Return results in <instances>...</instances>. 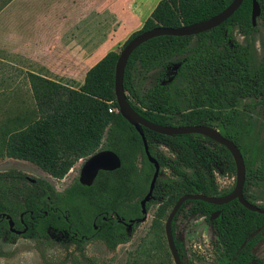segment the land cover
Listing matches in <instances>:
<instances>
[{
	"label": "trees",
	"instance_id": "16d2710c",
	"mask_svg": "<svg viewBox=\"0 0 264 264\" xmlns=\"http://www.w3.org/2000/svg\"><path fill=\"white\" fill-rule=\"evenodd\" d=\"M12 1L0 0V11ZM232 1L160 0L142 28L133 32L125 44L157 26L179 27L208 19ZM257 1L261 7L258 19L264 22V0ZM253 3L244 0L231 17L211 30L189 36L161 35L142 43L129 57L124 86L134 109L152 122L210 125L234 140L247 166L244 195L255 203L251 182L264 180V161L254 166L255 155H248L239 137L230 131L240 99L257 98L264 109V59L253 69L248 46L235 36V28L244 35L258 29L252 21ZM119 54L118 50H110L89 68L78 86L28 72L33 104L21 101L13 109L0 110V157L30 161L57 179L64 178L79 160L98 150H112L121 159L119 168L100 170L91 185L77 179L64 192L45 179L31 184L25 172L18 169L0 171V245L1 241L18 237L6 215H11L19 228H24V220L27 231L23 236L28 238L47 239L53 235L59 236L62 244H73L78 222L79 236L91 228L92 236L111 250L130 240L133 232L121 234L122 224L112 215L126 220L143 215L141 200L150 189L155 165L149 160L141 134L119 111L115 91ZM144 70L157 71V78L141 93L135 74ZM111 107L116 110L110 112ZM144 131L160 165L179 177L158 178L154 198L147 203L148 210L159 204L154 225L162 227L164 218L184 194L226 196L233 192L236 181L226 190L218 182L219 175L237 173L233 155L225 145L201 133L167 135L147 127ZM160 146L176 157L159 150ZM186 168L193 169V173ZM218 210L220 215L211 219ZM181 212L186 217H206L229 254L228 264H264L254 253L264 239V211L250 210L239 199L222 205L200 199L185 201L174 217L173 230L182 261L187 264L184 242L175 232ZM105 215L107 219H103ZM96 216L98 230L93 227ZM77 250L84 252L83 247Z\"/></svg>",
	"mask_w": 264,
	"mask_h": 264
},
{
	"label": "rangeland",
	"instance_id": "374dc122",
	"mask_svg": "<svg viewBox=\"0 0 264 264\" xmlns=\"http://www.w3.org/2000/svg\"><path fill=\"white\" fill-rule=\"evenodd\" d=\"M45 1L13 0V3L10 2L11 5L8 4L9 8L7 5L0 11V103L2 105L0 110L13 109L21 105V101H24L26 105L33 104L30 87L26 84L24 73L26 68L52 75L45 65H40L41 63L37 60L26 57L21 51L23 46L21 33L24 22H29L33 6ZM78 29L82 32L101 30L81 26H78ZM14 31L18 33L13 35ZM78 36L81 37V34ZM235 36L242 44L248 46L251 66L255 69L264 59V22L258 19V29L251 35H244L238 28H235ZM71 37L70 34L64 36L63 41L57 45V52L62 58L56 60L55 63L62 71H65L64 66L68 65L69 61L67 58L76 47V44L71 42ZM17 40L20 43H17ZM125 42L116 46L119 52ZM14 43H17L15 44L18 45L17 48H13ZM90 62L92 63L93 60L87 61V64ZM76 76L79 80L82 77L80 73ZM55 78L77 86L80 84L79 81L74 80V82L64 75L55 74ZM156 78L157 71L137 72L135 79L139 92H145L155 83ZM257 100L254 97L240 99L237 106L238 113L232 120L230 131L239 137L248 155H255L254 166H261L264 161V109L258 105ZM159 150L171 158L176 157L164 146L159 147ZM80 162L59 180L30 161L12 157H0V171L18 169L29 176L44 178L56 188H62L63 184L77 178L80 173ZM186 170L193 173V169L186 168ZM159 179L174 180L179 177L172 169L161 166ZM235 181L236 176H218L222 190L232 187ZM250 192L253 201L264 206V180H253ZM158 207L159 204L152 205L147 219L137 226L130 240L120 244L115 250H109L102 243H92L84 252H80L73 244H62L58 240L59 236L52 235L47 239H35L18 235L14 241H1L0 264H175L165 232V223L169 213L164 218L162 227L154 225L155 211ZM175 232L176 236L184 242L187 264L229 263V254L204 216L186 217L181 212L176 221ZM255 253L264 259V240L255 248Z\"/></svg>",
	"mask_w": 264,
	"mask_h": 264
},
{
	"label": "crops",
	"instance_id": "0c3cea01",
	"mask_svg": "<svg viewBox=\"0 0 264 264\" xmlns=\"http://www.w3.org/2000/svg\"><path fill=\"white\" fill-rule=\"evenodd\" d=\"M159 1L46 0L42 4L34 5L29 22H24L23 25L21 51L26 57L37 60L41 63L40 65H45L52 75L26 68L24 72L26 84L30 87L28 72L43 74L54 80H58L55 78V74L64 75L68 79L79 81L82 84L89 68L110 50H117L118 44L125 42L133 32L142 28ZM78 26L88 29L95 27L101 30L82 32ZM73 31L76 35L73 34ZM17 33L14 31L13 35ZM68 34L72 36L71 42L75 43L76 47L67 58L69 61L68 65L64 66L65 71H62L60 66H56L55 63L56 60L62 58L57 52V45ZM80 34L81 37L78 36ZM18 42L19 40H17ZM17 43L13 44V48L18 47L15 45ZM89 60H93V62L87 64ZM80 68L81 70H79ZM77 73L82 75L80 80L76 76Z\"/></svg>",
	"mask_w": 264,
	"mask_h": 264
},
{
	"label": "water",
	"instance_id": "95a60500",
	"mask_svg": "<svg viewBox=\"0 0 264 264\" xmlns=\"http://www.w3.org/2000/svg\"><path fill=\"white\" fill-rule=\"evenodd\" d=\"M243 1L244 0H233L220 13L199 22H195L188 25H182L179 27L157 26L149 30H145L139 33L138 35H136L135 37H133L124 45V47L120 51L119 58L117 61L115 91L117 96V102L119 105V111L127 120H129L131 124H133L136 127L138 132L141 134L144 141L145 151L149 157V160L155 165V172L151 180L150 189L141 201L143 216L137 220L138 222H143L147 219L149 212V210L147 209V203L153 198L154 189L156 186V182L159 178L160 169H161V165L158 159L152 154L150 150L148 140L145 136L144 127H147L155 132H159L167 135L184 134V133H201L207 137H210L216 142L225 145L232 153L236 163V169H237L236 184L232 193L226 196H210L203 193L184 194L177 200V202L170 210L165 223V232H166L168 245L175 264H184V263L182 261V258L180 256L176 244L175 235L173 231V219L185 201L189 199H200L222 205L234 199H239V201L250 210L258 211V212H263L264 210L258 204H255L250 200H248L244 195L247 166L245 163V158L242 153V150L237 145V143L231 138L226 137L220 131V129L214 126L162 125L152 122L149 119L145 118L136 109H134V107L131 105L128 99V92L124 86L126 65L133 51L147 40L161 35L189 36L211 30L216 26H219L224 21H226L229 17H231L234 14V12L241 6ZM260 14H261V7L258 1L254 0L253 10H252V21L254 26L258 24V18ZM175 69H177V66H175ZM172 80L173 77L169 79V81ZM120 166H121V159L118 156V154H116L114 151L108 149L98 150L97 152L86 158L81 169V181L84 184L90 185L92 184L93 180L96 178L100 170H114L116 168H119ZM219 215H220V210L216 211L211 218L214 219ZM7 218L9 220L10 229L13 232L22 234L27 231V228H25L24 230L16 229L13 218L10 215H7Z\"/></svg>",
	"mask_w": 264,
	"mask_h": 264
},
{
	"label": "flooded vegetation",
	"instance_id": "af4514ba",
	"mask_svg": "<svg viewBox=\"0 0 264 264\" xmlns=\"http://www.w3.org/2000/svg\"><path fill=\"white\" fill-rule=\"evenodd\" d=\"M217 128V127H216ZM161 147V146H160ZM166 148V147H165ZM85 160H86V158H84V159H81V160H79V161H81L80 163V173H79V175L77 176V178H75L74 180H72V181H70L69 183H65V184H63V187L61 188V187H55L51 182V184L57 189V191H60V192H64L68 187H70L77 179L82 183V184H84L82 181H81V169H82V166H83V164H84V162H85ZM98 175V174H97ZM52 176V175H51ZM25 177H26V180L29 182V183H31V184H34V183H36V181L38 180V179H43L44 180V178H40V177H32V176H29L28 174H26L25 175ZM53 177V176H52ZM53 178H55V177H53ZM55 179H57V178H55ZM96 179V178H95ZM95 179L93 180V182L95 181ZM46 180V179H45ZM59 180V179H58ZM48 181V180H47ZM92 182V183H93ZM84 185H87V184H84ZM91 185V184H90ZM48 198H50V197H48ZM76 198H90V197H83V196H77ZM122 198H131V197H122ZM132 198H138V197H132ZM154 198V197H153ZM142 201V200H141ZM256 204V203H255ZM260 206V205H259ZM261 207V206H260ZM220 213H221V211H220ZM213 215V214H212ZM11 216V215H10ZM98 216V215H97ZM97 216L95 217V220H93V227L95 228V229H97L98 230V228H99V225H97V223H96V219H97ZM143 215H141V216H137V217H133V218H129L128 220H126L124 217H121L120 215H117V214H113L112 215V217L114 218V219H116L117 221H119L121 224H122V227H119V229H120V231H121V234H124L125 232H134L135 231V229L137 228V226L141 223V222H138L137 220L139 219V218H141ZM202 216V215H201ZM6 218H7V215L5 216ZM205 217V216H204ZM212 217V216H211ZM206 218V217H205ZM8 219V218H7ZM103 219H107V216L105 215V216H103ZM212 219V218H211ZM174 220V219H173ZM9 221V220H8ZM15 222V221H14ZM208 222V221H207ZM22 223H23V225H24V228H19V227H17V225H16V223H15V228L16 229H18V230H24L25 228H27V226L25 225V222H24V220L22 219ZM209 223V222H208ZM88 226H89V223L87 224ZM112 225L113 226H115V224L114 223H112ZM212 226V225H211ZM80 229V226H79V224H78V222H76V231H75V241H73V245L75 246V248L76 249H80L81 247H83V249L85 250L90 244H92V243H102V244H104V245H106L107 246V244L104 242V241H102V240H100V239H98V238H95V237H93L92 235H93V233H92V229L91 228H88L87 230H85V232L81 235V236H79L78 234V230ZM174 231V230H173ZM14 233H16V232H14ZM17 235H20V236H23L25 233H22V234H19V233H16ZM133 234V233H132ZM175 235V234H174ZM175 240H176V238H175ZM264 240V239H263ZM262 240V241H263ZM262 241H260V242H262ZM259 242V243H260ZM259 243L257 244V246L259 245ZM120 244H122V243H120ZM119 244V245H120ZM118 245V246H119ZM117 246V247H118ZM256 246V247H257ZM108 247V246H107ZM255 247V248H256ZM255 248H254V253H255ZM108 249L109 250H111L109 247H108ZM256 254V253H255ZM257 255V254H256ZM258 256V255H257ZM259 257V256H258ZM260 259H263V258H261V257H259ZM264 260V259H263ZM184 263V262H183ZM187 263V262H186ZM252 264H254V263H252ZM255 264H257V263H255Z\"/></svg>",
	"mask_w": 264,
	"mask_h": 264
},
{
	"label": "built area",
	"instance_id": "2783aa9c",
	"mask_svg": "<svg viewBox=\"0 0 264 264\" xmlns=\"http://www.w3.org/2000/svg\"><path fill=\"white\" fill-rule=\"evenodd\" d=\"M113 110H116V108H114V107L109 108L110 112H112Z\"/></svg>",
	"mask_w": 264,
	"mask_h": 264
}]
</instances>
